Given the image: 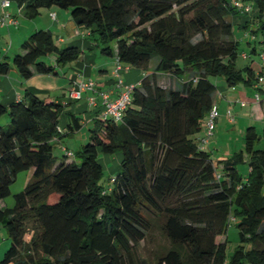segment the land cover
Segmentation results:
<instances>
[{
	"label": "trees",
	"instance_id": "1",
	"mask_svg": "<svg viewBox=\"0 0 264 264\" xmlns=\"http://www.w3.org/2000/svg\"><path fill=\"white\" fill-rule=\"evenodd\" d=\"M7 1L27 19L50 8L68 11L101 55L144 76L121 120L93 119L87 142L73 153L64 150L61 160L53 144L82 128L80 117L68 112L61 132L67 104L27 91L0 103V119H8L0 125V203L18 174L31 172L13 207L0 206L11 241L0 264H264V126L260 133L248 126L243 150L216 162L195 137L216 106L212 78L264 94V59L258 70L236 67L239 41L227 21L245 14L243 28L264 43V0ZM236 2L250 11L241 13ZM251 53H258L255 46ZM80 56L76 47L58 46L49 30H36L11 62L0 56V78L11 67L24 80L56 75ZM161 74L172 77V86L158 83ZM100 153L121 154L107 188L100 183ZM243 163L245 176L238 169ZM53 194L58 198L50 204ZM230 219L238 242L228 256ZM155 229L167 243L149 259L141 243Z\"/></svg>",
	"mask_w": 264,
	"mask_h": 264
},
{
	"label": "crops",
	"instance_id": "2",
	"mask_svg": "<svg viewBox=\"0 0 264 264\" xmlns=\"http://www.w3.org/2000/svg\"><path fill=\"white\" fill-rule=\"evenodd\" d=\"M67 12L68 11L62 12L58 8H50L49 10L42 11L35 19H27L23 16L21 8H19L16 4L10 3L8 7L3 8L0 0V18H5L6 20V24L0 28V31H3L5 36L9 38L10 44V48L8 46L9 49H7L8 52L6 55L17 52L19 47L16 48L15 45H17L18 41L20 40L22 43V41L28 38L32 32L40 29L49 30L53 34L54 40L58 46L76 47L81 51V56L77 61L57 68L56 75L54 76L58 79L61 78L58 74V71L60 70L63 74L62 78L67 83L57 86V90L55 92L49 90L48 87L41 84V80L45 81L48 75L35 74L31 78L24 80L18 75L17 71L11 67L8 74L0 78V103L7 106L14 101L22 99L24 97V93L27 91L28 93L37 94L43 98H55V101H61L62 103L67 104L68 108L65 109V114L68 112L75 115L79 114L82 117V119L80 118V121H82L81 123L89 124L93 122V119L99 118L102 111V99L99 92L102 91L107 93L109 99L114 100L122 90L116 85L118 79L122 80L124 85H136L139 83L144 74H142V71L138 69L131 68L126 64L120 63L123 69L120 71L118 77L114 76L113 71L118 65V60L115 57L109 58L101 55L99 48L96 47V44L89 35V32L75 26L71 18L67 17ZM51 14H55V17L52 18ZM20 18L22 20H20ZM238 18L243 19V17ZM248 19L249 18H244L239 25L243 27L245 25L244 23L248 22ZM13 43L15 44L14 49ZM164 76H168L169 80H172L170 75L161 74L158 78L159 84L161 83L160 77ZM87 81L95 83V90L83 93L81 99L79 100L71 99L69 97L71 89H73L77 83ZM216 88L217 91L214 101L219 113L218 118L220 115L222 116L225 114L224 116L227 124L233 126V128H235L234 124L236 123V118L238 119L237 125L239 123L243 125L245 121L248 123L251 118L253 120H261L264 122V94H260L259 99L256 101V99H254L256 91L253 89H249L247 91L246 89H237V87L229 88L225 85V83L220 86L218 85ZM59 92L62 93V100H59L57 94H55V97L52 98L54 93ZM90 97L95 99V106L90 104ZM247 108L248 110L245 111ZM228 110L232 111L231 113H235L236 115V118L233 117V122H231L227 117ZM241 112L243 113L242 115ZM66 122L67 119L62 122L64 127L66 126ZM248 125H253V123L250 122ZM216 126L214 129H216ZM223 131L226 132V130ZM220 139L221 136L218 133L217 136L214 137V140H209L207 144L209 147L208 151L214 145H218ZM59 142L60 140L56 141V143ZM64 150L71 152V150L62 147L61 151ZM222 155L223 156H221V158L225 159L231 154L227 151Z\"/></svg>",
	"mask_w": 264,
	"mask_h": 264
},
{
	"label": "rangeland",
	"instance_id": "3",
	"mask_svg": "<svg viewBox=\"0 0 264 264\" xmlns=\"http://www.w3.org/2000/svg\"><path fill=\"white\" fill-rule=\"evenodd\" d=\"M60 11L64 12L65 10L60 9ZM244 15L245 14H242V16H244ZM67 17H70L69 12H67ZM232 19H233L232 17H227V21H229V22L234 21L235 25L233 28V38L239 41L238 56L236 59V67L237 68H244L245 66L252 64V66L255 68V70H258V64L259 63L261 64V62H262L260 55L262 53H264V43L260 42L261 37H253V35L249 31L245 30L242 26L239 25L240 22H242V20L244 18L243 19L242 18H235L233 20ZM20 20H22V19L20 18ZM249 42H252L253 43L252 46L256 47L257 52H258L257 54L251 53L252 46H251V44L249 45ZM14 45L15 44L13 43V49L15 46H16V48L19 47L21 45L20 40L18 41L17 45H15V46ZM8 46L10 48L9 38L5 36V33L3 31H0V56H7V61L11 62L13 53H9L8 55H6L8 52L7 49H9ZM243 55H247V58L243 57ZM45 61L48 64H54V60L52 57H46ZM157 61H158L157 58H153L150 61L149 69H148L149 72L153 71V68L157 64ZM59 69H62V68H59ZM58 74L61 78L58 79L54 75L53 76L48 75L46 77L45 81L41 80V82H42L41 84L48 87L49 90H52L53 92H55L57 90V86H61L62 84L67 83L62 78L63 74L60 70L58 71ZM142 74H143V72H142ZM160 79H161L160 84L162 86H165V87H169L170 85L172 86V82L169 80L168 76L160 77ZM173 80H175V78H173ZM212 81L214 82L216 87L218 85L220 86V85H223L225 83V81H223V79L221 77H214V78H212ZM225 85H226V83H225ZM236 87H237V89H240V90H242V89H246L247 91L249 90V88L243 87L242 85H237ZM55 94H57V96L59 97V100L63 99L61 92L54 93L52 95V98L55 97ZM256 94H254V99H256L255 98ZM53 100H55V98ZM256 101H257V99H256ZM67 108L68 107H66V109ZM246 110H248V108L245 109V111ZM242 114L243 113L241 112V115ZM224 115H222V116L220 115V117L216 119V122H215L217 124V126L215 124L216 129L213 130V134L209 137V140H214V137H216L217 134L219 133V135L221 136V139L218 142V145H214L213 147H211V149L209 151H208V149H209L208 145L205 146V149L210 153L211 159L214 162H216L218 160H222V158H221V156H223L222 154H224L227 151H229V154H232L233 152L243 150V147H244V144H243V142H244V131L246 130V128L248 126H250V125H248V124H250V122L253 123V126L256 128V131L258 133H260L262 131V126H264V122H262L261 120H253L252 118L249 119L248 123H246V121H245L243 123V125L241 123H239L237 125L238 119L236 118V115L234 113V114H232V117L236 118L235 119L236 123L234 124L235 128H233V126L227 124V121L225 120L226 118ZM77 116L82 119L81 115L78 114ZM66 119H67L66 114L63 113V115L60 118V122H59V127L61 128L62 133L66 131V128H65L66 126L64 127L63 123H62ZM7 121H8L7 117H3L2 119H0V125H4L5 122H7ZM218 121H219V123H218ZM93 127H94L93 123H89V124L84 123L82 125V128L78 132H75L74 134H71L67 137H63L59 143H54L53 144L54 145V155L59 160H61L62 158H65L63 151H61L62 147L71 150L72 153L79 150L81 148V146L87 142L88 136H89V129H91ZM223 130H226V132H224ZM198 136L200 138L205 136L203 129L200 133L195 135V137H198ZM98 158H99V162L101 163V165L103 167V177H102L100 183L102 184V186L104 188H107L111 185L112 178L115 177V175L117 174V172L120 168L121 154H115L113 156H107L106 157V155L100 153ZM72 159H73V156L67 158V160H69V161ZM238 169L243 176H245L247 174V164L243 163V164L238 165ZM30 177H31V172H22V173L18 174L16 181L12 184V186L10 188L11 195L8 196L3 201H1V203H0V206L2 208L13 207V205H14V197L13 196L15 194H17L18 192L23 190L24 186L27 184ZM57 198H58V195L53 194L49 198L48 203H50V204L54 203L57 200ZM225 238H227V240H228L227 255L229 256L232 253L233 248L237 245V242H238V230L235 226V223L231 219H230V223H229ZM223 240H224V237L219 238V241H223ZM166 243L167 242L164 240V238H162V235L160 234L159 230L155 229L151 233V235L147 239V241L145 243H141V251L145 257L151 259L150 253L152 251H155L157 249L165 247ZM10 244H11V241L8 237L7 230L2 225H0V260L3 258L5 252L10 247Z\"/></svg>",
	"mask_w": 264,
	"mask_h": 264
},
{
	"label": "built area",
	"instance_id": "4",
	"mask_svg": "<svg viewBox=\"0 0 264 264\" xmlns=\"http://www.w3.org/2000/svg\"><path fill=\"white\" fill-rule=\"evenodd\" d=\"M9 4L10 3L7 0H1V6L3 8L8 7ZM235 5L237 6V8L241 9V13L250 11L249 7H242L239 2H236ZM51 17L54 18L55 14H51ZM4 24H5V18H0V28L4 26ZM261 58L264 59V56H261ZM122 69L123 68L120 62L118 61V65L113 71L114 76L118 77ZM116 85L118 88H121L122 90L114 100H110L107 93L102 91L99 92V95L102 99V105H101L102 111L100 113L101 119L110 118L117 122L120 121L124 114V111L131 102V94L135 85H124L122 80L120 79L117 80ZM94 90H95L94 82L92 81L80 82L77 83L73 89H71V91L69 92V97L73 100H79L81 99L83 93ZM255 98L258 99L259 98L258 95H256ZM89 102L91 105L94 106L96 105V101L94 98L90 97ZM218 116H219L218 110L216 106H213L205 119V123H204L205 136L202 137V139L200 140V145L202 148H204L208 144L209 137L213 134L215 122ZM227 116L229 120L233 122V117L230 110L227 111ZM231 220L234 221L233 219Z\"/></svg>",
	"mask_w": 264,
	"mask_h": 264
}]
</instances>
